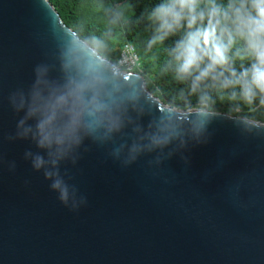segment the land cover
I'll use <instances>...</instances> for the list:
<instances>
[{
    "label": "water",
    "instance_id": "water-1",
    "mask_svg": "<svg viewBox=\"0 0 264 264\" xmlns=\"http://www.w3.org/2000/svg\"><path fill=\"white\" fill-rule=\"evenodd\" d=\"M66 36L91 54L49 0H0V264H264V126L216 112L206 130L124 165L113 145L85 141L58 165L72 198L63 203L18 136L40 64L59 75ZM113 82L140 98L145 129L196 120L163 103L143 76L106 61ZM34 120L26 126H34ZM126 137H118L116 146Z\"/></svg>",
    "mask_w": 264,
    "mask_h": 264
},
{
    "label": "clouds",
    "instance_id": "clouds-1",
    "mask_svg": "<svg viewBox=\"0 0 264 264\" xmlns=\"http://www.w3.org/2000/svg\"><path fill=\"white\" fill-rule=\"evenodd\" d=\"M148 19L155 25L149 49L181 33L169 55L174 78L190 81L189 91L197 95L196 120L188 129L183 122L172 121L145 129L133 118V113L143 114L140 98L113 82L106 68L105 41L95 35L78 39L91 54V64L66 36L59 75L54 78L49 65H38L27 95L20 93L13 100L18 111L25 110L18 136L31 137L47 154L45 159L28 152L26 158H31L36 171L43 169L45 178L52 179V189L65 204L73 193L60 177L58 165L78 153L86 140L113 145L112 155L127 166L146 153L183 143L189 133H203L208 118L217 111V99L241 102L248 109L241 117L246 125L264 126V119H257L264 115V0H159ZM124 51L137 59L131 44ZM202 84L211 91L202 89ZM28 120H34V126H26ZM118 137L126 139L116 146Z\"/></svg>",
    "mask_w": 264,
    "mask_h": 264
},
{
    "label": "trees",
    "instance_id": "trees-1",
    "mask_svg": "<svg viewBox=\"0 0 264 264\" xmlns=\"http://www.w3.org/2000/svg\"><path fill=\"white\" fill-rule=\"evenodd\" d=\"M56 8L64 24L80 38L95 35L105 41L107 60L118 64L126 44L133 45L138 65L133 72L143 76L147 88L163 103L181 110L194 109L197 95L189 91L190 81L181 83L174 77L175 65L169 55L181 33L167 38L163 44L148 48L155 25L148 19L152 6L159 0H49ZM129 3L132 16L123 20L121 7ZM171 65V66H170ZM239 67V62H237ZM125 70L124 67H122ZM201 88L211 91L202 84ZM211 94L215 98V92ZM216 112L235 117L248 114L241 102H221L217 99ZM257 119H264L258 115Z\"/></svg>",
    "mask_w": 264,
    "mask_h": 264
},
{
    "label": "built area",
    "instance_id": "built-area-1",
    "mask_svg": "<svg viewBox=\"0 0 264 264\" xmlns=\"http://www.w3.org/2000/svg\"><path fill=\"white\" fill-rule=\"evenodd\" d=\"M131 46L133 47V45H131ZM124 48H125V46H124ZM124 48H123V51L121 54V58L119 59L117 65L121 68L124 67L126 71L133 72V69L138 65V56L135 52V56L137 57V59L136 60L131 59V57L124 51Z\"/></svg>",
    "mask_w": 264,
    "mask_h": 264
},
{
    "label": "rangeland",
    "instance_id": "rangeland-1",
    "mask_svg": "<svg viewBox=\"0 0 264 264\" xmlns=\"http://www.w3.org/2000/svg\"><path fill=\"white\" fill-rule=\"evenodd\" d=\"M133 11L129 3H125L121 7V15L123 20H128L132 16Z\"/></svg>",
    "mask_w": 264,
    "mask_h": 264
}]
</instances>
